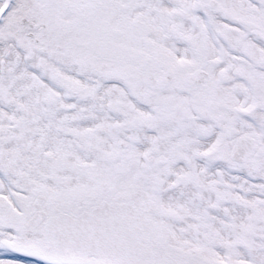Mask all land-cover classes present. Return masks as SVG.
I'll return each mask as SVG.
<instances>
[{
	"label": "snow or ice",
	"instance_id": "snow-or-ice-1",
	"mask_svg": "<svg viewBox=\"0 0 264 264\" xmlns=\"http://www.w3.org/2000/svg\"><path fill=\"white\" fill-rule=\"evenodd\" d=\"M0 264H264V0H0Z\"/></svg>",
	"mask_w": 264,
	"mask_h": 264
}]
</instances>
